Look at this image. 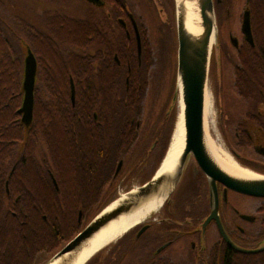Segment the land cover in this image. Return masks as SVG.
Returning a JSON list of instances; mask_svg holds the SVG:
<instances>
[{
	"label": "trees",
	"instance_id": "obj_1",
	"mask_svg": "<svg viewBox=\"0 0 264 264\" xmlns=\"http://www.w3.org/2000/svg\"><path fill=\"white\" fill-rule=\"evenodd\" d=\"M107 1L117 14L125 8L132 13L127 0ZM170 1V30L174 32ZM248 7L255 47L244 43L238 52L234 89L241 101L259 103L264 102V0H250ZM76 8L86 17L75 19ZM25 12L41 27L31 23ZM89 16L84 0H0V264H46L112 199L122 178L121 172L115 175L117 164L137 139V118L153 64L146 31L141 33V57L137 58L134 42L126 41L133 59L119 52L117 64L111 52L101 64L103 77L96 76L101 73L98 70L92 84L95 91L89 93L92 69L85 60L91 43ZM26 47L38 64L33 120L27 132L17 113L23 97ZM94 112L98 122H94ZM170 112L158 115L151 139L158 140L165 151L176 122L175 105ZM33 150L49 154L41 165L51 171L58 191L47 173L24 164L38 160L26 155ZM19 151L23 153L18 156Z\"/></svg>",
	"mask_w": 264,
	"mask_h": 264
},
{
	"label": "flooded vegetation",
	"instance_id": "obj_2",
	"mask_svg": "<svg viewBox=\"0 0 264 264\" xmlns=\"http://www.w3.org/2000/svg\"><path fill=\"white\" fill-rule=\"evenodd\" d=\"M84 1L89 6L90 16L88 18L91 21L90 28H92V32L88 33V40L91 43L86 49L85 56V60L92 69L88 79L90 87L87 91L93 93L95 91L92 86L93 80L96 76L103 77V65L101 64L108 60L111 52L117 64H120L119 52L132 60L130 50L126 49V41H128L130 44L134 42L137 58L141 57L142 28L134 15L126 8L122 13L117 14V9L107 0ZM151 3L159 12L160 24L166 25L170 30L172 23L170 8H166L167 11H165L161 0H151ZM246 8L249 9V7ZM214 9L215 14L220 13L222 9L228 14L231 6L227 5L224 0H214ZM84 13L77 12L76 8L75 19L86 17ZM28 17L31 19L27 18L30 22L33 21L31 23L41 27L30 14ZM137 36L140 41V53ZM244 43L251 48L255 47V42L254 45H250L243 39L242 34L241 40L233 38L232 34L228 35L227 45L220 47L222 74L225 65L230 64L233 72L238 67V52ZM75 52H77V47ZM213 65L214 63L211 68ZM98 70L101 73L96 75ZM71 81L73 83V79L70 78L69 87H71ZM125 83L128 84L127 78ZM243 104L239 110L241 115L234 119L218 106L222 131L227 135L226 129L229 130L234 125L233 132L230 131L236 139L228 140L230 142L227 143L229 153L240 165L264 174V102ZM93 118L94 122H98L95 112ZM22 153L19 151L16 155L19 156ZM47 154L39 150L26 152L28 157H35L38 160H26L24 164H32L42 174L47 173L50 183L58 191L57 182L51 171L41 165L45 162ZM133 172L139 174L137 171ZM10 176L11 172L8 177ZM127 177L121 178L118 186L125 183ZM187 178L188 184L180 189L181 183ZM5 190L8 198L10 195L8 181H5ZM214 199L217 200L218 222L211 220L204 227V223L211 214ZM222 230L231 244L255 252L243 254L235 251L224 239ZM88 264H264V199L226 190L221 184L216 185V197L214 198V194L211 195L208 179L198 169L195 161L190 160L177 188L164 205L109 248L92 258Z\"/></svg>",
	"mask_w": 264,
	"mask_h": 264
},
{
	"label": "water",
	"instance_id": "obj_3",
	"mask_svg": "<svg viewBox=\"0 0 264 264\" xmlns=\"http://www.w3.org/2000/svg\"><path fill=\"white\" fill-rule=\"evenodd\" d=\"M96 2L97 0H87ZM193 2L195 13L200 19L201 32L197 37L192 36L185 27L186 16L184 3ZM248 3V0L246 1ZM175 5V30L177 40V69L175 79V92L172 98L169 111L173 106H176L177 117L175 122V133L178 130V125L182 128L183 150L177 160V165L174 169V174L168 176L166 174L154 176L139 186L135 190H130L125 195L126 201L121 202L115 208L106 212L109 206L117 200H114L109 205L105 206L72 240H70L59 252H57L46 264H51L54 261H60L59 264H68L69 256L77 251L81 245L92 237L101 228L106 226L119 216L128 214L130 211L141 207L148 202L153 196L157 195L160 189L171 186L170 191L164 197L161 205L156 209L161 208L164 203L170 198L177 188L185 169L190 160H194L198 169L206 176L209 182L211 195L216 197V185L221 184L226 190H230L239 194L250 197L264 199V175L252 171L239 163L238 166L252 172L256 178H241L230 175L224 171L212 158L205 144L204 130V108H205V93L208 90V73L212 56H218V27L216 15L214 11L213 0H184L181 5ZM243 39L250 45H254L250 11L245 9L242 14V22L240 27ZM213 35V44L211 38ZM138 40V52L140 53V41ZM37 61L30 50L25 48V56L23 60V78H22V103L17 111L20 115V122L27 132L33 120L34 108V88L36 84ZM71 102L74 105V85L71 81ZM165 158V157H164ZM163 158V160H164ZM233 158V157H232ZM163 162V161H162ZM161 162V164H162ZM160 164V165H161ZM122 167V161L118 163L115 175H117ZM160 168V167H159ZM158 168V169H159ZM57 188V186L55 185ZM154 210L148 214L150 217ZM81 211L78 214V221L81 219ZM143 220L141 222H143ZM217 219V200L212 202L211 214L204 223V227L211 221ZM139 222L137 225H139ZM136 225V226H137ZM134 226V228L136 227ZM220 228V227H219ZM221 229V228H220ZM221 232V230H220ZM222 235L228 244L237 252L248 254L255 251L244 250L230 243L222 230ZM123 236V235H122ZM120 236V237H122ZM113 242L104 246L97 253L92 255L84 264L91 260L94 256L104 251Z\"/></svg>",
	"mask_w": 264,
	"mask_h": 264
},
{
	"label": "rangeland",
	"instance_id": "obj_4",
	"mask_svg": "<svg viewBox=\"0 0 264 264\" xmlns=\"http://www.w3.org/2000/svg\"><path fill=\"white\" fill-rule=\"evenodd\" d=\"M127 1L131 3V10L134 12L136 21L141 25L142 30L144 29L146 31L147 44L152 50L153 64L149 72L150 84L147 88V96L144 99L141 115L137 118L139 133L129 154L122 160L123 163L120 170L122 178L130 174L133 175H131V178H127L125 183H121V185L117 187L116 192L112 195V199H110L107 205L113 202V200L121 198L130 190H135L141 186L144 181L146 182L147 179L151 177L158 167L164 155L163 153H165V149L161 148L162 145H159L158 140L152 141V138L157 128L158 115L161 113L167 115L171 113L169 108L175 92L177 69V40L175 27L173 32L167 29L166 25L160 24L158 19V16L160 17L159 12L153 7L151 0ZM161 1L162 6L165 11H167L166 8L170 7V0ZM224 1L227 5L231 6V9L228 14H226L223 9L220 13L218 12L215 14L218 27V56H212L208 73V91L212 96L214 105L213 124H211V130L209 129V131L219 147L229 153L227 143L229 142L228 140L232 141L234 139L231 137L233 136L231 131L233 132L234 125H232L229 130L226 129V132L228 131L227 135L223 133L218 106L225 114L230 115V117L234 119L241 115L239 110H241L244 105L243 103L247 102L241 101L236 94L234 89V72L230 64L224 66L222 74L220 47L221 45H227L229 34H232L233 38L241 40L240 26L242 14L243 10H245L248 5L245 4L246 0ZM25 15L26 18L31 20L27 12H25ZM212 63L215 65H213V68H211ZM143 161H146L145 164ZM143 165L144 169L140 168ZM137 166L140 168L137 171L139 174H134L133 171H135ZM141 169L143 170L140 172ZM259 174L264 175L262 173ZM187 184L188 178L183 180L180 189H183ZM90 217L91 215L89 214L86 219L84 218V221L88 222Z\"/></svg>",
	"mask_w": 264,
	"mask_h": 264
},
{
	"label": "bare ground",
	"instance_id": "obj_5",
	"mask_svg": "<svg viewBox=\"0 0 264 264\" xmlns=\"http://www.w3.org/2000/svg\"><path fill=\"white\" fill-rule=\"evenodd\" d=\"M178 5H181L184 0H176ZM185 6V16L186 22L185 27L186 30L194 37L200 35L201 32V24L200 19L197 17L194 8L193 2L184 3ZM173 14L175 21V5L173 0ZM133 15L134 12L132 11ZM135 16V15H134ZM211 45L213 44V35L211 38ZM147 96V95H146ZM213 111L214 105L212 101V96L210 92L207 90L205 93V108H204V130H205V144L208 152L212 156V158L216 161V163L227 173L233 176L241 177V178H256V176L238 166L233 158L223 149L219 147V145L215 142V140L210 135L211 124H213ZM182 128L181 125H178V130L173 133L172 139L169 147L166 150L164 155V160L162 159V164L158 167L157 175L166 174L172 176L174 174V169L177 165V160L180 157L183 150V138H182ZM171 186H166L160 189L159 193L153 196L148 202L143 204L141 207L130 211L128 214H124L119 216L116 220L111 221L106 226L101 228L98 232L92 235L86 242H84L81 247L72 253L69 256L68 264H84L92 255L97 253L107 244L113 242L116 238L124 235L129 232L136 226L139 222H141L145 217L148 216L151 212L156 210L162 203L164 197L170 191ZM126 195H123L118 201L112 203L106 212H109L113 208H115L121 202L126 201ZM90 261V260H89ZM88 261V262H89ZM58 261H54L51 264H59Z\"/></svg>",
	"mask_w": 264,
	"mask_h": 264
}]
</instances>
